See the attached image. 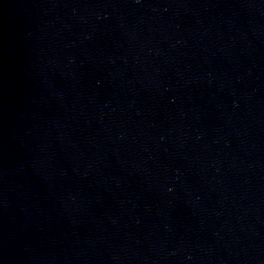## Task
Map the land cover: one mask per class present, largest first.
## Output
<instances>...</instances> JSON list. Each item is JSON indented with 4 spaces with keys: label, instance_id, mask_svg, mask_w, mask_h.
I'll return each mask as SVG.
<instances>
[{
    "label": "water",
    "instance_id": "water-1",
    "mask_svg": "<svg viewBox=\"0 0 264 264\" xmlns=\"http://www.w3.org/2000/svg\"><path fill=\"white\" fill-rule=\"evenodd\" d=\"M0 264H264V0H0Z\"/></svg>",
    "mask_w": 264,
    "mask_h": 264
}]
</instances>
